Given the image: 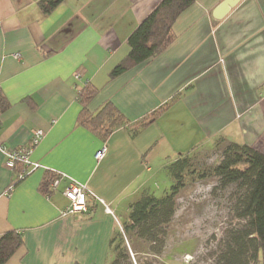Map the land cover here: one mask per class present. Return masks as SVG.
<instances>
[{"label":"crops","instance_id":"1","mask_svg":"<svg viewBox=\"0 0 264 264\" xmlns=\"http://www.w3.org/2000/svg\"><path fill=\"white\" fill-rule=\"evenodd\" d=\"M223 1L193 0L170 45L110 79L128 37L162 0H63L48 14L38 0H0V97L8 103L0 141L18 149L31 129L45 131L30 156L40 166L10 196L15 173L0 151V237H22L5 264H109L119 220L142 192L170 183V163L230 143L264 156V0H240L217 19ZM86 81L98 90L87 106L93 114L110 102L134 123L171 104L135 135L122 127L102 141L76 122ZM46 173L85 184L110 212L95 203L91 214L65 213L67 181L47 196Z\"/></svg>","mask_w":264,"mask_h":264},{"label":"trees","instance_id":"2","mask_svg":"<svg viewBox=\"0 0 264 264\" xmlns=\"http://www.w3.org/2000/svg\"><path fill=\"white\" fill-rule=\"evenodd\" d=\"M63 0H38L43 13L52 12ZM193 0H162V2L137 26L127 39L129 52L109 73L113 79L125 71L153 58L172 43L175 36L172 27L178 16L186 10ZM98 90L87 83L77 93L81 111L77 125L91 131L102 141L117 129L127 127L132 134L155 121L171 104L167 103L142 119L129 123L110 102L105 103L96 113L88 110L89 102ZM8 103L0 97V110ZM187 156L179 157L166 169L174 183L169 192L156 197L147 192L129 205L128 222L124 232L143 240L149 253L159 255L164 247L166 226L175 213V197L184 187L188 174ZM19 170V166L15 172ZM217 177L221 185L234 184L239 191L233 209L235 216L242 222L239 228L229 229L221 241L223 250L215 264H264V156L246 145L230 143L223 151L219 164L203 173L200 177ZM55 174L46 173L40 186L45 195H50L49 182ZM15 179L13 183L15 184ZM88 213H93V206ZM22 245L20 233L10 231L0 237V264L5 262ZM110 250L114 257L109 264H132L129 250L123 236L115 232L110 240ZM143 264H151L144 263Z\"/></svg>","mask_w":264,"mask_h":264},{"label":"rangeland","instance_id":"3","mask_svg":"<svg viewBox=\"0 0 264 264\" xmlns=\"http://www.w3.org/2000/svg\"><path fill=\"white\" fill-rule=\"evenodd\" d=\"M225 147L187 156L188 174L184 187L175 197V213L165 228L167 235L159 255L149 253L147 243L123 231L128 216L119 220L116 232L123 236L132 264H215L223 250L221 241L226 231L242 224L233 209L239 193L237 187L234 184L223 186L217 177H200L221 162ZM165 170L170 183H160L158 190L144 192L156 197L169 192L174 181Z\"/></svg>","mask_w":264,"mask_h":264},{"label":"built area","instance_id":"4","mask_svg":"<svg viewBox=\"0 0 264 264\" xmlns=\"http://www.w3.org/2000/svg\"><path fill=\"white\" fill-rule=\"evenodd\" d=\"M13 57L15 59L19 58V54H14ZM73 78L76 81L81 80V74L78 72L73 73ZM88 82H84L86 85ZM31 137L29 142L18 149L10 150L6 147L5 144L0 141V151L3 153L5 157L4 164L7 168L14 171V179L16 181H20L31 174L34 170H36L40 165L36 162H32L30 160V156L34 150V148L40 143L42 138L45 135V131L39 128L31 129ZM106 152V146L102 145V147L95 153L94 157L97 161L103 159ZM19 166V170L15 172V169ZM62 181H67L66 187L62 190V195L68 200L69 206L67 207L65 213L67 214H86L91 209L90 207H94L95 203H99L105 206V210L110 212L109 208L105 204V202L96 197L85 184L78 183L72 179H69L63 174L55 173V177L52 178L49 182V188L51 191L57 190ZM12 183L7 191V196H10V193L13 189ZM94 209V208H92Z\"/></svg>","mask_w":264,"mask_h":264},{"label":"water","instance_id":"5","mask_svg":"<svg viewBox=\"0 0 264 264\" xmlns=\"http://www.w3.org/2000/svg\"><path fill=\"white\" fill-rule=\"evenodd\" d=\"M240 0H224L215 10L214 17L222 18L233 6H235Z\"/></svg>","mask_w":264,"mask_h":264}]
</instances>
